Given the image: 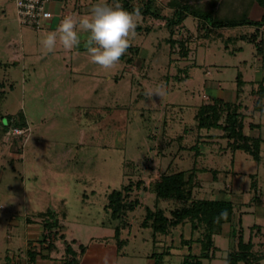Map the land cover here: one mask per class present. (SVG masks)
Instances as JSON below:
<instances>
[{"label": "rangeland", "instance_id": "1", "mask_svg": "<svg viewBox=\"0 0 264 264\" xmlns=\"http://www.w3.org/2000/svg\"><path fill=\"white\" fill-rule=\"evenodd\" d=\"M154 1L166 17L172 16L174 2L181 4V0ZM187 1L192 8L203 9L209 2ZM218 1L220 6L236 4V0ZM97 2L53 0L51 20L62 21L69 15L78 20ZM16 9L15 0H0V90L5 93L0 112L23 116L27 133L8 132L0 142V264H66L74 259L78 264H183L190 253L200 254L202 229L195 232L187 222L154 241L142 223L145 207L154 208L155 197L140 188L130 198H138L141 206L129 214V225L117 238V224L110 222L105 206L113 190L141 180L148 186L164 174L192 170L195 163V181L200 184L195 199L217 200L221 189L226 192L223 199L236 193L247 200L252 175L258 176L264 194V165L237 151L233 166L231 150L220 154L219 146L226 147V139L218 138L220 144L210 146L202 156L189 149L199 146L195 110L204 100L210 103L208 96L218 94L209 82L222 80L223 89L233 90L242 59L249 62L242 70L245 78H261L251 44H237L244 52L239 60L221 40L203 45L204 40L196 38L197 22L190 17L175 34L178 40L188 39L185 48L172 47L165 41L169 38L165 20L134 15L130 49L105 69L91 61L87 33H80L78 47L67 49L58 32L61 21L45 32L22 28ZM53 32L57 43L50 51L43 41ZM186 49H190L188 57ZM249 208L243 216L245 241L252 240L254 252L263 254L264 220H257L255 210ZM239 219L236 212L233 229ZM46 224L61 229L49 231ZM255 225L262 227L261 234L252 233ZM231 226L215 238L221 250L217 259L204 264H228L227 254L235 246ZM167 251L161 259L159 255Z\"/></svg>", "mask_w": 264, "mask_h": 264}, {"label": "trees", "instance_id": "2", "mask_svg": "<svg viewBox=\"0 0 264 264\" xmlns=\"http://www.w3.org/2000/svg\"><path fill=\"white\" fill-rule=\"evenodd\" d=\"M98 1V0H97ZM209 2L206 9L198 6H190L187 0H181V4L174 2L172 16H164L161 10L158 9L157 3L154 0H109L112 4H119L127 11L134 15H139L143 19L152 18L154 20H165L166 29L169 32V38L165 41L172 47L180 44L185 48L186 40L177 39L175 36L176 29L183 27L187 18H194L197 22L199 33L196 38L199 40H212L220 34L218 31L224 28H236L244 26H255L257 30L251 34L240 37V40L249 41L255 45L258 53L264 51V42L257 40L261 37L260 28L264 26V16L261 21H254L250 18L254 4H258L264 11V0H236L235 6L228 7L220 6L218 0H206ZM222 1V0H221ZM217 5V6H216ZM206 7V6H204ZM188 29V28H187ZM149 29V33H150ZM226 40V49L230 48V40ZM238 38L236 37L235 40ZM232 41V39H231ZM238 41V40H237ZM130 49V47H128ZM190 49L184 52L185 57H188ZM190 70V68H188ZM189 76H186L187 79ZM240 89L244 85L241 74L237 77ZM259 87L261 99L264 97V88L262 84ZM5 100V93L0 90V107ZM257 108H262L261 100L257 101ZM195 115L196 127L199 131L203 129H220L224 132V139L230 140V147L233 150H243L253 156L257 161H260V141L252 140L243 134V120L239 110L240 105L223 102L219 99H213L210 103L202 104L198 107ZM23 116H4L0 112V142L11 130L12 127H26ZM182 136L179 137V142H182ZM199 142V141H198ZM182 149V147H180ZM185 149V148H184ZM195 150L196 157L200 156L199 147L195 145L192 148ZM197 163H195L196 167ZM195 167L192 170H182L164 174L160 181H154L150 185H146L142 180L136 185L130 182L129 185L121 189L113 190L108 195V203L105 210L109 212L110 222H115L116 237L120 238L123 230L129 225V214L136 211L141 206L138 198L131 199L130 195L135 189L143 188L154 195V208L146 206V216L142 223V227L150 229L152 238L157 241L160 236L171 234V232L185 223H191L192 229L196 232L203 230V236L198 242L202 244L200 254L190 253L185 257L183 264H204V260L217 259V253L220 252L216 247L214 237L222 234L226 225H233L235 217L234 205L231 201L226 200H203L195 199L194 190L200 184L195 181ZM3 168L0 166V182L2 181ZM256 200L261 201V196L256 194ZM164 205H167L166 208ZM173 206V208L171 207ZM242 219H239L233 229L231 226V236L234 238L235 246L227 254L226 260L228 264H260L264 260V253L258 254L254 252V244L252 240L245 241V230L242 226ZM240 226V229L238 227ZM45 228L52 230L53 228L61 229L57 224H46ZM57 229V231H59ZM262 228L254 226L252 233L261 234ZM191 249V247H190ZM253 250V252H252ZM75 253V252H71ZM169 251L162 255L164 258ZM258 254V255H257ZM154 254L153 257H156ZM74 259L66 264H78Z\"/></svg>", "mask_w": 264, "mask_h": 264}, {"label": "crops", "instance_id": "3", "mask_svg": "<svg viewBox=\"0 0 264 264\" xmlns=\"http://www.w3.org/2000/svg\"><path fill=\"white\" fill-rule=\"evenodd\" d=\"M256 5L253 7V9L251 11L250 18L252 20L258 22V21L262 20V18L264 16V11L259 5H257V7H256ZM17 21H18V15H17ZM60 21H61L60 19L48 20L43 24V26L40 29H36V30L40 31V32L41 31L45 32L46 28H49V27H51V29L55 28V26L58 25L57 22L60 23ZM18 24L22 28H24L19 23V21H18ZM256 30H257V28L255 26H244V27L220 29L218 32L220 34H222L223 36L219 35V37H217L215 39L204 40L203 45L204 44L205 45L210 44L213 41L216 42V41L221 40L223 43H225V46H224L225 50L228 51L234 57H237L239 60V59H241L240 58L241 54L244 52H243V47L239 46L237 44L240 42H247L246 40H240V37L251 34V33L255 32ZM234 31H236V32L240 31L243 33L242 34L240 32L236 33ZM260 35H261V37L257 40V43L260 42L261 40H263V42H264V26L260 28ZM236 37L238 38L237 39L238 41L235 40ZM229 38L232 39V41H231V39L229 40L230 46L232 44L235 45L233 50L231 48L226 49V40ZM248 43L251 44L249 41H248ZM251 46H253L255 48V57L257 59L258 69L263 72V73L261 72L262 73V75L260 76L261 78L260 79H257V78L253 79L252 78L250 80L246 79L242 70H243V68L249 67V62L247 60H244V59L239 60L240 61L238 64L239 65V71H238L237 77L239 74H241L242 81L244 82L242 89H240L237 79H236L237 85L233 90L223 89V87H222L223 81L222 80L217 81L216 82L217 84H215V82H209L208 87L211 89L216 87L218 94L216 97L208 96V98L210 99V102H212L213 99H219V100L226 102V103L236 104V105L241 106V110H239V112L242 115V120H243V134H244V136L249 137L252 140H259L260 141V161L255 160L251 154H249L247 152L246 153L252 159H254V161L260 163L261 165L262 164L264 165V97L261 99L259 91H258L259 87H261L260 84H262V86L264 88V51L262 54H260L257 52L255 45L251 44ZM73 52H75V50H73ZM217 66H220V68H222L224 65L217 64ZM208 71L210 72V74H207ZM206 74L209 77H211L213 75V73L210 70H207ZM204 96H206V95H204ZM204 96H203V100H204ZM259 100H261V102H262V108H260V109L257 108V101H259ZM207 101H209V100H204V102L202 104L207 103ZM247 108H250V109L247 110ZM195 111L197 113L198 110H195ZM203 130H219L220 133L219 134H212V135L208 134L206 136V135H203L201 133ZM203 130H201V131L198 130V135H197V137H198L197 143L199 144V146H198L199 147V154L198 155H200V156L205 155V152L209 149L210 146H213L215 148L216 144H220V141L218 140V138L224 140V138L222 137L224 135V132L220 129H203ZM182 139H183V136H182ZM226 140L228 141V144L226 147L219 146L220 154L221 153L227 154L231 150L233 153L232 164L234 166L235 165V155H236L237 151H243V150H233L229 145L230 140H228V139H226ZM233 173L235 174L234 171H233ZM228 176H230V175H228ZM252 178H253V183H252V186L250 188L251 194H250L249 199L245 200L243 198V196H241V194H236V193H231V198L228 200L223 199V195L226 192H225V190H221V189L219 192L221 193L222 196L219 199H217V200L231 201L234 205L235 213L236 212L239 213V216L242 219V223H243V216L245 214H249V212H247V209H246L247 206H250V208H249L250 210H252V209L255 210L254 213L259 218L257 220H262L260 222H263V220H264V194L260 191V188H263V187H262V184H260L257 175H252ZM226 179L228 180L229 178H226ZM221 186L225 187L226 184L223 183ZM232 187H233V185H230L228 187L229 188L228 190L232 191ZM228 190H226V191H228ZM254 191L258 196H261V201L256 200V196L254 197L252 195V192H254ZM238 197H241V199H240L241 205H240V202H237L235 200V198H238ZM236 203H238V204H236ZM239 206L242 207V210H240V211H239V208H240ZM242 211L244 212L243 215L241 213ZM226 226L224 227V229L226 228ZM242 226H243V224H242ZM255 226H260V225H255ZM228 227H230V225H228ZM217 236H220V235H216L214 237V240ZM241 264H243V263H241Z\"/></svg>", "mask_w": 264, "mask_h": 264}, {"label": "clouds", "instance_id": "4", "mask_svg": "<svg viewBox=\"0 0 264 264\" xmlns=\"http://www.w3.org/2000/svg\"><path fill=\"white\" fill-rule=\"evenodd\" d=\"M135 29L134 14L109 0H98L89 13L74 19L65 16L58 32L65 48L80 44V33H87L86 48L93 63L107 69L119 62L129 47L130 33ZM57 43L56 32L49 33L43 44L50 51Z\"/></svg>", "mask_w": 264, "mask_h": 264}, {"label": "built area", "instance_id": "5", "mask_svg": "<svg viewBox=\"0 0 264 264\" xmlns=\"http://www.w3.org/2000/svg\"><path fill=\"white\" fill-rule=\"evenodd\" d=\"M53 0H15L17 7L18 21L21 25L40 29L43 24L54 18L50 9ZM27 133L26 127L14 126L9 135H22Z\"/></svg>", "mask_w": 264, "mask_h": 264}]
</instances>
